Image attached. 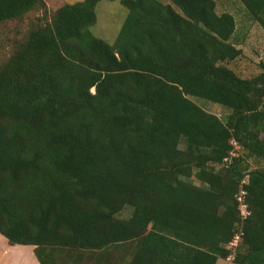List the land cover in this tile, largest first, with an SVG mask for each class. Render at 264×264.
I'll list each match as a JSON object with an SVG mask.
<instances>
[{
	"label": "trees",
	"instance_id": "1",
	"mask_svg": "<svg viewBox=\"0 0 264 264\" xmlns=\"http://www.w3.org/2000/svg\"><path fill=\"white\" fill-rule=\"evenodd\" d=\"M101 1L0 0V30L42 13L0 66V234L40 264H217L241 233L235 264H264V61L228 66L237 22L214 0H123L113 46L89 31ZM241 2L264 30V0Z\"/></svg>",
	"mask_w": 264,
	"mask_h": 264
},
{
	"label": "rangeland",
	"instance_id": "2",
	"mask_svg": "<svg viewBox=\"0 0 264 264\" xmlns=\"http://www.w3.org/2000/svg\"><path fill=\"white\" fill-rule=\"evenodd\" d=\"M84 0H45L49 13H53L63 3L76 4ZM123 0L101 1L96 6V23L89 29L91 34L107 42L113 46L117 36L122 28V25L127 17L128 10L122 5ZM165 4H170L169 0H160ZM217 4V12L232 14L237 22V32L234 41L241 49V56L228 66L234 70L241 78L253 79L260 73V63L264 61V30L259 24L251 20L248 11L241 0H214ZM42 16L41 12H34L31 17L23 21L10 23L8 26L0 30V66L11 56L15 47L14 41L24 40L28 35L31 20ZM205 111L218 116L224 122L230 115V110L208 102L202 99H192ZM250 170L264 168V162L250 159L248 160ZM132 214L131 209H125L120 215V218H129ZM229 247V246H228ZM124 254V259L129 258L126 252L116 253L111 264H124L121 256ZM78 253L57 252L56 259L59 264H95L83 260L80 262L75 257ZM44 260V259H43ZM45 264H51L47 259ZM102 264V263H101ZM105 264V263H103ZM217 264H235L233 260H219Z\"/></svg>",
	"mask_w": 264,
	"mask_h": 264
},
{
	"label": "crops",
	"instance_id": "3",
	"mask_svg": "<svg viewBox=\"0 0 264 264\" xmlns=\"http://www.w3.org/2000/svg\"><path fill=\"white\" fill-rule=\"evenodd\" d=\"M0 264H40L36 247L29 245H10L0 234Z\"/></svg>",
	"mask_w": 264,
	"mask_h": 264
},
{
	"label": "built area",
	"instance_id": "4",
	"mask_svg": "<svg viewBox=\"0 0 264 264\" xmlns=\"http://www.w3.org/2000/svg\"><path fill=\"white\" fill-rule=\"evenodd\" d=\"M237 151H239V147L236 148ZM233 155H236V154H233ZM227 161V160H225ZM245 183V181L243 182V184ZM245 195L246 193L244 191H241L240 195L237 197V200H238V208L241 212V216H242V219L245 220L249 215H250V212L248 210V206L247 204L245 203L244 199H245ZM241 236L242 234L241 233H237L236 236L234 237V239L232 240V242L229 244V249H231L233 251L232 255H230L229 257V260H233L235 259V252H236V249L241 241Z\"/></svg>",
	"mask_w": 264,
	"mask_h": 264
}]
</instances>
